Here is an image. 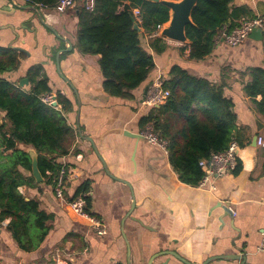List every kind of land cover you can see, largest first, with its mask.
I'll list each match as a JSON object with an SVG mask.
<instances>
[{"label":"crops","instance_id":"1","mask_svg":"<svg viewBox=\"0 0 264 264\" xmlns=\"http://www.w3.org/2000/svg\"><path fill=\"white\" fill-rule=\"evenodd\" d=\"M233 3L248 6L253 15L264 13V0ZM76 6L64 13L40 10L41 21L26 0H0V10L6 11L0 12V47L20 55L16 69L1 76L19 86L28 80L29 68L41 64L40 76L47 78L51 93L60 92L72 103L65 117L74 139L57 158L68 171L65 197L88 182L91 212L106 234L97 235L90 220L57 199L43 178L19 191L51 215L47 234L25 251L7 229L9 219L1 220L0 264H264V253L257 251L264 228V148L256 144V137L264 138V118L243 92L247 68L264 67L262 40L248 37L236 47L219 40L196 60L188 57L190 43L166 39L159 31L144 34L154 61L148 78L128 96H110L102 89L99 55L82 54L74 46ZM156 37L165 45L160 52L150 46ZM174 65L222 85L233 101L238 163L213 179V188L182 182L162 149L134 136L142 128L140 118L151 110L141 105L145 86L169 79Z\"/></svg>","mask_w":264,"mask_h":264},{"label":"trees","instance_id":"2","mask_svg":"<svg viewBox=\"0 0 264 264\" xmlns=\"http://www.w3.org/2000/svg\"><path fill=\"white\" fill-rule=\"evenodd\" d=\"M26 1L48 8L58 2ZM74 12V46L82 54L99 55L103 91L116 97L130 95L154 67L152 55L142 42L144 34L155 33L157 26L168 20L169 6L152 0H94L92 9L79 3ZM252 16L248 6H234L233 0H198L191 12L192 23L185 26L190 41L188 57L204 58L220 31L232 29L241 17ZM134 22L142 31L133 27ZM160 41L161 37H156L150 45L155 52L165 48ZM19 56L16 51L0 47V110L6 121L0 124V221L8 218L7 229L13 239L21 249L31 251L44 240L51 215L40 209L37 199L19 191L20 186L37 185L25 147L37 152L40 174L51 185L60 168L57 158L68 152L74 131L65 117L72 103L64 94H55L60 109L41 100L43 94L51 93L47 78L40 76L41 64L29 68L27 87L1 76L16 69ZM247 73L250 79L243 92L264 118V67L247 68ZM169 74L170 78L163 81L169 96L142 116L140 125H154L167 140L168 159L180 180L197 186L204 174L199 160L235 141L237 116L222 85L192 75L178 65L172 66ZM88 190V182L84 181L68 199ZM85 201V210L92 214L89 194Z\"/></svg>","mask_w":264,"mask_h":264},{"label":"built area","instance_id":"3","mask_svg":"<svg viewBox=\"0 0 264 264\" xmlns=\"http://www.w3.org/2000/svg\"><path fill=\"white\" fill-rule=\"evenodd\" d=\"M77 2L78 0H58L54 7L48 8L41 4H31L26 1V3L37 7L38 9H52L57 13H64L67 9L75 7ZM13 4H16V2L13 1ZM93 5L94 0H84V7L86 9H92ZM161 27L162 25H158L156 31H159ZM253 28H258L260 30L262 35L261 40L264 44V13L254 15L252 17H241L238 20L237 25H235L232 29H224L220 31L215 41L218 42L221 40L229 47H236L242 44L249 37ZM168 96L169 91L163 87L162 79L156 78L149 84L147 92L141 100V105L152 109L163 104ZM41 100L47 104H55L54 107H56L57 103L53 93L43 94L41 96ZM139 134L147 143L159 147L168 155L167 140L159 133V131L155 129L151 122L146 123L141 128ZM256 144L264 148V138L260 136L256 137ZM236 151L237 143L232 140L224 150L212 152L207 158L200 159L198 164L203 167L204 174L197 186H207L213 188V179L222 176L226 172L234 170L238 163ZM67 174L68 171L66 170V165L60 164L59 171L51 184V189L55 197L63 201L75 214L88 218L93 231L97 235L103 236L106 234L105 225L95 215L89 214L85 210V196L89 194L88 191L85 193H79L73 196L72 199L65 197V181L67 179ZM257 251L264 253V228L260 233V241L257 245Z\"/></svg>","mask_w":264,"mask_h":264},{"label":"water","instance_id":"4","mask_svg":"<svg viewBox=\"0 0 264 264\" xmlns=\"http://www.w3.org/2000/svg\"><path fill=\"white\" fill-rule=\"evenodd\" d=\"M152 1L163 2L169 6V18L164 24H162V27L159 30L160 36L166 39L178 42V43H190L189 39L186 37V34H185V26L187 24L192 23L191 12L198 0H152ZM31 8H33L36 11L38 15L37 17L39 18V20L42 21L40 10L43 11L45 8L38 9L37 7H34V6H31ZM0 12H6V11L0 10ZM133 27L137 29L138 31H141V28L138 27L136 22L133 23ZM249 37L256 39V40L262 39L261 32L258 28H253ZM70 49L71 47H68L66 50H70ZM56 61L58 63V56H56ZM27 82L28 80L26 78L21 79L19 81V86L22 87L24 84H27ZM148 87H149V84L145 86L144 94H146ZM54 105L55 104H53V106ZM134 136L140 137L141 135L139 134V135H134ZM89 141L93 145V142L91 141V139H89ZM93 149L96 151V148L94 145H93ZM25 150L27 151L28 149H25ZM27 152L30 154V157H31V175L36 182H41L43 178L37 166L38 154L36 151H31V150ZM230 256L232 259H241L242 261H244V257H239L238 255H230Z\"/></svg>","mask_w":264,"mask_h":264},{"label":"rangeland","instance_id":"5","mask_svg":"<svg viewBox=\"0 0 264 264\" xmlns=\"http://www.w3.org/2000/svg\"><path fill=\"white\" fill-rule=\"evenodd\" d=\"M80 4L84 5V0H80ZM144 39V37H143ZM142 42L144 43V41L142 40Z\"/></svg>","mask_w":264,"mask_h":264}]
</instances>
